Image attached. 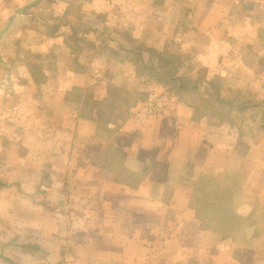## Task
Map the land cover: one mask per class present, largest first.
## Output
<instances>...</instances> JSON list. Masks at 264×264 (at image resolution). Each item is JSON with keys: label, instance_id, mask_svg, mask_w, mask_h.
Returning <instances> with one entry per match:
<instances>
[{"label": "crops", "instance_id": "obj_1", "mask_svg": "<svg viewBox=\"0 0 264 264\" xmlns=\"http://www.w3.org/2000/svg\"><path fill=\"white\" fill-rule=\"evenodd\" d=\"M25 3L0 29V231L21 240L0 264H264V0Z\"/></svg>", "mask_w": 264, "mask_h": 264}, {"label": "rangeland", "instance_id": "obj_2", "mask_svg": "<svg viewBox=\"0 0 264 264\" xmlns=\"http://www.w3.org/2000/svg\"><path fill=\"white\" fill-rule=\"evenodd\" d=\"M28 1L29 0H0V15L3 18V19H0V29L5 27V25L7 24L9 19L12 17V15L15 12H17L19 10V8H21V6L25 5L26 4L25 2H28ZM53 2H54V4H53ZM56 2H57V0H48V4H47L48 6L47 7L48 8H50V7L52 8L53 6H55ZM55 7H56V10H57V6H55ZM52 10H53V8H52ZM5 11H7V12L4 13ZM26 22H28V21H25V23ZM28 23H30V22H28ZM50 24L51 25L54 24L53 26L56 27L55 29H57V20L51 19V23ZM3 69L4 68L0 65V79H3L2 82L4 83V82H6V79H7L6 78L7 77V72L5 70H3ZM181 80H182V83L184 82V83H186L189 86V82H190L189 79H186L183 76V77H181ZM192 81L195 82L193 84H196V82H197V80H192ZM167 82H170V80H167ZM176 86H177V89L174 90L175 92L177 91L176 93H178V92L182 93L183 92L184 95H185V98H187L190 103H193V102L194 103H199V105L203 106V103L201 101L200 102L198 101L199 100L198 99V94L200 93L198 88H195V89L191 88L190 91H186V90L185 91H181V89H182L181 85L178 86V84H177ZM245 86H246L245 84L243 86H241V89H240V86H238V89L243 90L245 88ZM224 90L227 91L228 90V86H227V88H224ZM2 101H4V97H3ZM230 108H232V105L228 101H227V104H224V105L221 106V109H230ZM159 215H163V214H159ZM151 219H155V213H143V223L146 222V221L150 222ZM152 233H153V229H143L142 230V240H143V242H145V241L149 242L150 241L149 239L152 236L151 235ZM8 240H13L15 242H21L20 237L11 228H7L6 230H1L0 231V241L6 242ZM148 256L149 255L147 254V257ZM145 261H148V259H146Z\"/></svg>", "mask_w": 264, "mask_h": 264}, {"label": "built area", "instance_id": "obj_3", "mask_svg": "<svg viewBox=\"0 0 264 264\" xmlns=\"http://www.w3.org/2000/svg\"><path fill=\"white\" fill-rule=\"evenodd\" d=\"M164 105V99L163 97L158 93H153L150 102L145 106V108L149 111H155L156 109H159L160 107H163Z\"/></svg>", "mask_w": 264, "mask_h": 264}, {"label": "water", "instance_id": "obj_4", "mask_svg": "<svg viewBox=\"0 0 264 264\" xmlns=\"http://www.w3.org/2000/svg\"><path fill=\"white\" fill-rule=\"evenodd\" d=\"M17 15H15L14 16V18L16 17ZM13 18V19H14ZM12 22H13V20L9 23V25L7 26V28L5 29V31L0 35V38H1V36L10 28V26H11V24H12ZM2 60V62L5 64V62L3 61V59H1Z\"/></svg>", "mask_w": 264, "mask_h": 264}]
</instances>
